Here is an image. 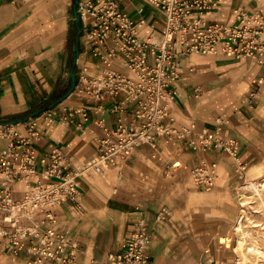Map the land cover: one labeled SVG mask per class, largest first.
Returning a JSON list of instances; mask_svg holds the SVG:
<instances>
[{
	"label": "crops",
	"instance_id": "crops-1",
	"mask_svg": "<svg viewBox=\"0 0 264 264\" xmlns=\"http://www.w3.org/2000/svg\"><path fill=\"white\" fill-rule=\"evenodd\" d=\"M78 1L87 0H0V125L11 123L10 129L25 136L28 132L23 122L60 100L74 107L83 105L89 113L95 105H101L102 109L91 116L102 117L108 127L116 124L118 116L125 123L131 121L129 114L110 111L113 102L122 98L120 94L100 101L75 92L67 94L70 70H74L76 80L80 74L98 77L102 70L100 60L90 54L88 44L80 37L73 62L78 33L72 15ZM116 1L140 23L142 37L164 26L165 15L148 2ZM239 10L264 16V0H219L205 17L231 21ZM123 63L119 58L113 67L126 72ZM179 70L171 105L175 123L221 126L222 135L239 141L238 154L246 164L256 158L264 143V67L249 57L190 53L180 57ZM258 76L263 77L262 83L254 99L248 100ZM75 119L81 121L79 114ZM37 122L40 137L33 146L39 154L57 147L70 158L71 166H77L95 152L101 128L90 119L78 126L57 117H38ZM7 144L5 131L0 135V151ZM200 157L215 163V185L208 191L200 189L190 174ZM179 160L181 165L174 166ZM12 166L17 168V162ZM43 168L37 161L36 169ZM235 176V165L222 150L192 151L176 141L158 138L154 147H135L126 162L108 166L102 173L81 176L82 196L77 203L65 202L56 207L58 225L77 244L75 264H88L90 258L99 260L108 251L118 250L141 218L146 220L151 235L146 264H218L202 252L200 242L198 250L174 243L175 234L183 236L184 231L172 228L173 213H187L192 208L209 207L220 212L222 207L231 208ZM12 186L14 194L19 195L30 182L22 178ZM161 209L166 215L158 219L156 214ZM26 263L27 254L7 251L0 236V264Z\"/></svg>",
	"mask_w": 264,
	"mask_h": 264
},
{
	"label": "built area",
	"instance_id": "built-area-1",
	"mask_svg": "<svg viewBox=\"0 0 264 264\" xmlns=\"http://www.w3.org/2000/svg\"><path fill=\"white\" fill-rule=\"evenodd\" d=\"M165 15L164 26L147 36L139 34L140 23L135 22L116 0L78 1L80 39L88 44L90 54L102 65L98 77L80 74L70 93L88 96L96 101L106 96L122 95L113 102L110 111L129 114L125 123L117 117L108 127L102 117H92L101 105L89 110L62 100L27 118L23 123L27 135L10 129L11 123L0 125V135H8L7 146L0 151V236L7 251L27 254L26 264H75L77 244L58 225L56 207L68 202L76 204L82 196L80 177L88 172L102 173L111 165L126 162L132 150L140 145L154 147L158 138L176 141L180 147L204 152L217 149L226 152L235 165L239 177L246 162L238 154L240 143L224 136L221 126L209 128L195 122L178 125L171 115L175 100L174 82L180 76V57L201 53L227 58L249 57L264 67V16L258 12L236 11L231 21L208 20L205 14L219 0H144ZM123 60L125 71L113 67ZM263 77L254 79L248 92L253 100ZM195 91H198L196 88ZM88 119L101 128L95 152L77 166L59 148L39 154L33 143L39 139L38 117L49 120L57 117L78 126L75 119ZM17 162V168L12 165ZM44 165L41 171L36 162ZM215 163L200 157L190 170L194 183L208 190L215 185ZM40 174L32 179L34 175ZM54 178L50 180V178ZM24 178L30 186L15 195L12 184ZM161 209L156 218H165ZM151 235L145 219L134 224L130 236L115 251L104 258H90L88 264H146L147 246Z\"/></svg>",
	"mask_w": 264,
	"mask_h": 264
},
{
	"label": "rangeland",
	"instance_id": "rangeland-1",
	"mask_svg": "<svg viewBox=\"0 0 264 264\" xmlns=\"http://www.w3.org/2000/svg\"><path fill=\"white\" fill-rule=\"evenodd\" d=\"M181 163L179 160L174 166ZM242 175L239 177L236 172L235 187L231 190L234 198L231 208L222 207V212L209 207L192 208L187 213L175 211L172 228L184 231V235L175 234L174 243L182 242L198 250L197 242H200L202 252L218 264H264V143L257 157L247 162ZM249 181L263 184L258 187L259 193L246 187ZM238 220L247 233L242 248L245 256H242L237 244L242 236L235 228ZM251 244L256 250L247 251L246 246Z\"/></svg>",
	"mask_w": 264,
	"mask_h": 264
},
{
	"label": "bare ground",
	"instance_id": "bare-ground-1",
	"mask_svg": "<svg viewBox=\"0 0 264 264\" xmlns=\"http://www.w3.org/2000/svg\"><path fill=\"white\" fill-rule=\"evenodd\" d=\"M175 165H177L178 164V161H176L175 163H174ZM263 184L261 183V184H255V183H253V182H251V181H249L248 183H247V185H246V187L247 188H250L252 191H255L254 193H259L258 192V187H260V186H262ZM246 188V189H247ZM259 195V194H258ZM260 196V195H259ZM261 197V196H260ZM262 199V198H261ZM259 200V199H258ZM263 203V202H262ZM264 205V204H263ZM242 223L240 222V220H238V222H237V224H236V229L237 230H240L239 232H240V234L242 235L241 236V238L240 239H238L237 240V244H238V246L241 248V254H242V256H245V253H244V251H243V245L245 244V240H246V236H247V233L243 230V228H242ZM246 250L247 251H253V250H256V247L254 246V245H247L246 246Z\"/></svg>",
	"mask_w": 264,
	"mask_h": 264
},
{
	"label": "water",
	"instance_id": "water-1",
	"mask_svg": "<svg viewBox=\"0 0 264 264\" xmlns=\"http://www.w3.org/2000/svg\"><path fill=\"white\" fill-rule=\"evenodd\" d=\"M72 18L74 20V23L76 24L77 26V36L75 38V44H74V48H73V62L76 61V58H77V55H78V39H79V34H80V27H79V14L76 10V5L74 6V9H73V15H72ZM70 79H71V82H70V86L67 90V94H69L71 92V90L73 89L75 83H76V75H75V72L74 70H70Z\"/></svg>",
	"mask_w": 264,
	"mask_h": 264
}]
</instances>
